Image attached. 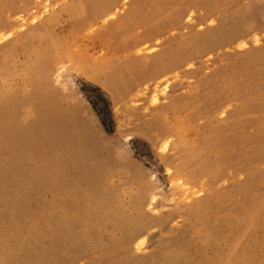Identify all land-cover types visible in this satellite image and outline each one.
<instances>
[{
  "label": "rangeland",
  "instance_id": "374dc122",
  "mask_svg": "<svg viewBox=\"0 0 264 264\" xmlns=\"http://www.w3.org/2000/svg\"><path fill=\"white\" fill-rule=\"evenodd\" d=\"M0 264H264V0H0Z\"/></svg>",
  "mask_w": 264,
  "mask_h": 264
},
{
  "label": "bare ground",
  "instance_id": "6f19581e",
  "mask_svg": "<svg viewBox=\"0 0 264 264\" xmlns=\"http://www.w3.org/2000/svg\"><path fill=\"white\" fill-rule=\"evenodd\" d=\"M18 5H19V4H18ZM114 28H115V26H114ZM146 224H147V223H146ZM136 228H137V227H136ZM139 229H140V228H139ZM141 230H142V229H141ZM132 232H133V231H132ZM136 233H137V232H136ZM136 233L134 234V236H137V235H138V234L136 235ZM139 233H141V232H139ZM132 234H133V233H132ZM142 234H143V233H142ZM134 236H132V237H134ZM141 236H142V235H141ZM127 237H128V236H127ZM132 237H129V238H130L131 240H133ZM135 238H136V237H135ZM124 239H125V238H124ZM132 243H133V242H132ZM146 262H147V261H146ZM144 263H145V262H144Z\"/></svg>",
  "mask_w": 264,
  "mask_h": 264
}]
</instances>
